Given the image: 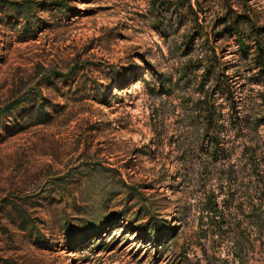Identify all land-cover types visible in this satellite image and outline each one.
<instances>
[{
  "label": "rangeland",
  "instance_id": "rangeland-1",
  "mask_svg": "<svg viewBox=\"0 0 264 264\" xmlns=\"http://www.w3.org/2000/svg\"><path fill=\"white\" fill-rule=\"evenodd\" d=\"M199 2L235 98L218 95L226 156L205 177L180 99L204 69L176 84L205 37L183 54L180 11L166 38L151 0H0V264H264V125L245 124L264 116V0Z\"/></svg>",
  "mask_w": 264,
  "mask_h": 264
},
{
  "label": "trees",
  "instance_id": "trees-1",
  "mask_svg": "<svg viewBox=\"0 0 264 264\" xmlns=\"http://www.w3.org/2000/svg\"><path fill=\"white\" fill-rule=\"evenodd\" d=\"M151 12L154 14L156 20L158 21V29L162 31L164 37H169L172 33L168 28H164L162 23L165 18L162 17L163 12L168 11L174 7L176 10L180 11L181 22L183 25L189 23L190 28L192 29L189 33L185 34L183 39L184 55L190 54L194 50L195 39L205 37L203 42L200 44L203 54L197 57V59H190L189 62L182 64L179 69H177L176 84L181 86V82L184 84L183 87H188V84L192 81V78L195 76V71L199 69H204L202 74V79L200 82H197L196 93L197 97L195 98L192 93L186 92V94L181 97L182 104L185 107L186 116L188 117L189 125L195 126V129L199 130L200 135L204 143L196 148L197 154H193L192 159L195 163H198L201 166L203 177L207 176L208 165L211 162H216L221 153L224 140H222L223 129L225 128L226 121L225 114L221 110L223 105L218 101V95L225 96V99L229 103H235V98H233V92L229 87H226V82L224 77L227 74H222V71L217 68L219 63V57H217L216 49L209 44V33L205 31L204 25L201 23V14L203 9L199 0H151ZM247 19L246 16H238L231 19L230 25L232 30L238 35L239 23L241 20ZM172 21V18L170 22ZM238 41L240 48L244 57H248V47L245 41L238 36ZM257 67L262 68L264 72V48L257 42ZM208 64L205 66V64ZM194 73V74H193ZM213 75V76H212ZM211 77H214L213 79ZM212 80L215 82L212 84ZM210 82V83H209ZM162 90L166 89L164 84L162 85ZM169 87L166 89L169 91ZM189 91V89H188ZM239 119V118H238ZM229 122L235 126V118H230ZM239 124V123H238ZM245 124L249 126L252 130L256 129L259 125H264V116L261 118H255L254 120H245ZM238 137H243L241 132L238 134L235 133ZM246 141V140H245ZM250 141V140H249ZM245 142L244 153L245 159H253L257 145L255 142ZM196 151L191 150L190 152L195 153ZM226 154L223 155V157ZM195 168L194 165L190 166ZM189 167V168H190ZM233 167V166H232ZM192 177H190L191 179ZM202 210L210 215L212 225L214 227H220L223 222L222 216V206L220 205L217 196L213 193L212 195L205 194V201L202 204ZM234 224L230 227V232H235ZM236 233V232H235ZM232 242L237 244L238 241L235 237Z\"/></svg>",
  "mask_w": 264,
  "mask_h": 264
}]
</instances>
